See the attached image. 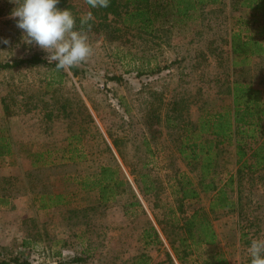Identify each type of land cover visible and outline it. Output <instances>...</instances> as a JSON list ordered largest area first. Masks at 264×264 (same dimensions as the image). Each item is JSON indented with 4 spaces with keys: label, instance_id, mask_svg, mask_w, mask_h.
<instances>
[{
    "label": "rangeland",
    "instance_id": "obj_1",
    "mask_svg": "<svg viewBox=\"0 0 264 264\" xmlns=\"http://www.w3.org/2000/svg\"><path fill=\"white\" fill-rule=\"evenodd\" d=\"M235 2L203 6L196 21L152 36L133 30L120 40L91 31L95 53L78 65L77 75L46 65L0 71V136L13 149L0 156L1 256L22 255L33 264H77L75 256L84 257L81 264H136L140 257L150 264H196L220 253L228 264L247 263L251 239L264 236L259 173L252 181L246 175L241 190L237 182L226 186L236 209L211 210L216 190H203L209 178L202 183L200 164L189 163L179 151L183 132L204 108L230 101V80L251 83L264 98V55L234 67L230 44L239 29L264 43V15ZM15 7L0 0V61L48 55L23 42L18 18H10ZM159 66L167 67L151 73ZM4 98L15 111L10 117ZM175 101L184 109L169 120ZM153 113L160 123L150 128ZM69 149H76L74 155ZM216 151L210 179L221 187L236 173L237 155L228 142ZM101 165L117 167L124 181L108 202L79 184ZM186 180L200 195L180 201L179 186ZM143 181L150 189L145 195ZM51 193H64L66 202L42 208L39 197ZM195 209L210 220L217 241L195 246L188 239L190 253L179 261L159 222L172 230L175 217L176 228ZM151 225L160 231L161 242L145 238Z\"/></svg>",
    "mask_w": 264,
    "mask_h": 264
},
{
    "label": "trees",
    "instance_id": "obj_2",
    "mask_svg": "<svg viewBox=\"0 0 264 264\" xmlns=\"http://www.w3.org/2000/svg\"><path fill=\"white\" fill-rule=\"evenodd\" d=\"M75 1V2H74ZM222 0H110L107 8L93 9L85 0H60L57 5L61 10L70 9L79 19L83 14L91 11L95 16L92 23L93 32H103L111 39L127 38L135 30L138 34L156 35L164 29L196 21L197 12L203 6L217 4ZM235 6L247 7L255 12L264 15V0H236ZM264 33V24L260 26ZM166 31V30H165ZM136 34V33H135ZM134 35V34H133ZM231 49L233 52V66L245 65L249 58L255 55H264V43L251 36H245L241 29L235 30L231 35ZM47 55L33 53L30 56L14 59L13 61H0V71L12 69L23 65H46L55 67V63L49 64ZM164 67H157L151 73H160ZM56 68V67H55ZM71 71L77 75L79 67H74ZM115 80H121V76L114 75ZM230 101L221 104L218 108H204L192 127L185 129L183 140L179 148L184 159L189 163L200 164L201 182L209 178L208 183H204L203 190L208 192L216 190L210 203V209H230L237 208V200L233 199L226 186L238 183L240 190L243 189V181L249 176L252 181L254 175L264 182V98L260 89L251 83L239 80H230L227 85ZM5 114L10 117L15 114L11 105L3 99ZM66 108V105L63 106ZM184 108L180 101H175L171 108L173 114L179 118L181 110ZM174 118V117H173ZM160 123L159 115L153 113L149 116V126L153 128ZM231 143L235 145L237 155V171L227 182L218 187L213 179H210L216 165V147L220 143ZM115 141V145H116ZM118 146V145H117ZM76 149H69L73 154ZM12 143L4 136H0V156L12 154ZM33 156V153H28ZM35 154V153H34ZM39 159L43 154H36ZM74 155V154H73ZM37 157V159H38ZM118 168L111 165H101L99 172L93 177H85L79 181L83 190L99 192L101 202H108L114 199L119 193L124 181L118 176ZM247 175V176H246ZM144 182V181H143ZM239 190V191H240ZM181 194L180 201L185 199L198 198L200 191L193 185L191 180L182 181L179 186ZM143 194L150 192L148 185L144 182ZM42 208L61 205L66 202L64 193L42 194L39 197ZM175 217L172 222V230L167 229L161 222V233L169 241L170 247L179 261H183L190 253L191 244L195 246L203 244H214L217 241V234L212 227L210 220L203 215L199 209H195L189 216L184 217L183 223L176 228ZM182 230L181 235L176 231ZM155 237L161 242L160 231L151 225L145 230L147 241ZM192 239V243H188ZM84 257L75 256L72 261L81 264ZM0 264H33L22 255H0ZM136 264H150L147 258L140 257ZM163 264V263H157ZM196 264H228L226 258L220 253L209 255ZM246 264H250V258Z\"/></svg>",
    "mask_w": 264,
    "mask_h": 264
},
{
    "label": "clouds",
    "instance_id": "obj_3",
    "mask_svg": "<svg viewBox=\"0 0 264 264\" xmlns=\"http://www.w3.org/2000/svg\"><path fill=\"white\" fill-rule=\"evenodd\" d=\"M16 7L10 18L17 20L22 30V40L28 45H36L48 53L49 64L55 63L57 71H70L86 62L95 53L89 33L95 16L91 11L79 19L70 9L57 7L60 0H10ZM93 9L107 8L110 0H85ZM3 43L8 44V40ZM250 264H264V236L251 239L247 249Z\"/></svg>",
    "mask_w": 264,
    "mask_h": 264
}]
</instances>
